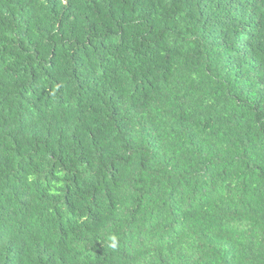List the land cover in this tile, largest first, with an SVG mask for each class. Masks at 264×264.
<instances>
[{
	"label": "trees",
	"instance_id": "trees-1",
	"mask_svg": "<svg viewBox=\"0 0 264 264\" xmlns=\"http://www.w3.org/2000/svg\"><path fill=\"white\" fill-rule=\"evenodd\" d=\"M0 264H264V0H0Z\"/></svg>",
	"mask_w": 264,
	"mask_h": 264
},
{
	"label": "clouds",
	"instance_id": "clouds-1",
	"mask_svg": "<svg viewBox=\"0 0 264 264\" xmlns=\"http://www.w3.org/2000/svg\"><path fill=\"white\" fill-rule=\"evenodd\" d=\"M112 239H113V244H112V246L115 247V237H113Z\"/></svg>",
	"mask_w": 264,
	"mask_h": 264
}]
</instances>
